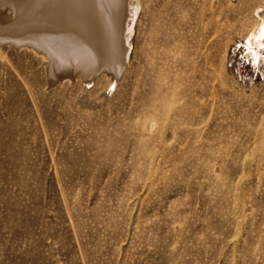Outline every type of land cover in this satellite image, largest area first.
<instances>
[{
    "label": "rangeland",
    "instance_id": "rangeland-1",
    "mask_svg": "<svg viewBox=\"0 0 264 264\" xmlns=\"http://www.w3.org/2000/svg\"><path fill=\"white\" fill-rule=\"evenodd\" d=\"M129 5L117 77L0 44V264H264V0Z\"/></svg>",
    "mask_w": 264,
    "mask_h": 264
},
{
    "label": "bare ground",
    "instance_id": "bare-ground-1",
    "mask_svg": "<svg viewBox=\"0 0 264 264\" xmlns=\"http://www.w3.org/2000/svg\"><path fill=\"white\" fill-rule=\"evenodd\" d=\"M129 3L130 0H0V44L27 45L46 56L51 78L58 73L70 77L76 71L85 78L101 71L119 76L128 53L125 31ZM260 17L262 23L253 35V44L264 43V9Z\"/></svg>",
    "mask_w": 264,
    "mask_h": 264
}]
</instances>
